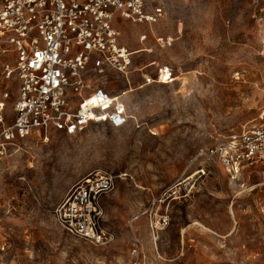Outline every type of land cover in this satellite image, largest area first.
I'll return each mask as SVG.
<instances>
[{
    "label": "rangeland",
    "instance_id": "rangeland-1",
    "mask_svg": "<svg viewBox=\"0 0 264 264\" xmlns=\"http://www.w3.org/2000/svg\"><path fill=\"white\" fill-rule=\"evenodd\" d=\"M146 10L163 18L115 19L132 52L128 75L88 78L121 95L129 122L51 128L47 141L36 132L0 165V264H133L136 241L141 264H264V164L232 178L197 158L210 133L250 127L264 107V0H146ZM4 61L0 51L12 113L18 81L4 78ZM165 68L171 78L160 81ZM96 170L119 175L101 198L112 235L101 245L66 233L54 213ZM154 214L169 220L156 234Z\"/></svg>",
    "mask_w": 264,
    "mask_h": 264
},
{
    "label": "built area",
    "instance_id": "built-area-1",
    "mask_svg": "<svg viewBox=\"0 0 264 264\" xmlns=\"http://www.w3.org/2000/svg\"><path fill=\"white\" fill-rule=\"evenodd\" d=\"M117 17L152 24L163 13L148 12L146 0H0L2 74L18 81L12 113L7 112L11 92L3 91L0 96V165L19 141L36 132H43L47 141L51 128L76 134L92 123L119 128L129 122L121 95L88 81L89 75L109 70L125 75L131 71L132 52L120 43ZM159 42L163 46L171 43L164 37ZM163 72L160 81L171 78L169 68ZM152 81L145 79L146 84ZM209 138L214 143L203 147L197 158L222 167L232 178L245 168L264 164V107L252 126L227 135L212 132ZM118 177L96 170L70 188L54 210L66 233L95 245L112 239L102 227L101 198L116 188ZM168 224L165 215L150 217L153 234ZM131 255L133 264H141L138 241Z\"/></svg>",
    "mask_w": 264,
    "mask_h": 264
},
{
    "label": "bare ground",
    "instance_id": "bare-ground-1",
    "mask_svg": "<svg viewBox=\"0 0 264 264\" xmlns=\"http://www.w3.org/2000/svg\"><path fill=\"white\" fill-rule=\"evenodd\" d=\"M165 79H166V78H165ZM164 81H166V80H164ZM192 176H193V175H190L187 179H190Z\"/></svg>",
    "mask_w": 264,
    "mask_h": 264
}]
</instances>
